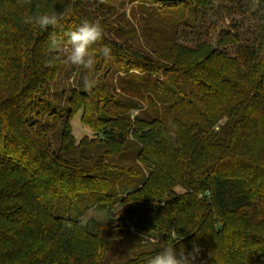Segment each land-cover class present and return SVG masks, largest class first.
<instances>
[{
  "label": "trees",
  "instance_id": "trees-1",
  "mask_svg": "<svg viewBox=\"0 0 264 264\" xmlns=\"http://www.w3.org/2000/svg\"><path fill=\"white\" fill-rule=\"evenodd\" d=\"M116 1L73 0L58 27L41 30L24 18L37 5L40 12L62 11L67 0H0V264H105V238L129 227L157 242L120 264H146L168 243L177 253L198 244L195 264H264V38L256 46L236 45L229 55L225 48L236 36L225 32L217 49L197 46L192 56L174 42L176 24L139 0L142 20L155 24L141 28L144 45L123 48L104 35L111 58L97 54L99 44L92 46L93 89L70 95L64 112L42 99L63 61L49 53V36L75 30L85 19L100 20L107 31L113 12L106 5ZM130 69L175 79L180 74L188 90L169 89L164 79L157 85L179 97L168 100L158 88L152 96L133 75L136 80L120 81L121 95L109 94L107 75ZM139 100L146 105L137 108ZM79 107L81 122L96 138L75 145L69 120ZM134 110L140 113L132 118ZM42 117L51 127L62 120L55 147ZM130 136L143 143L126 154L129 149L120 148ZM89 145L103 150L87 161L81 155ZM178 185L180 193L173 189ZM117 187L132 192L122 196ZM87 191L106 195L99 210L120 205L123 219L107 224L91 218L81 228L84 212L75 204ZM78 236L82 245L70 247Z\"/></svg>",
  "mask_w": 264,
  "mask_h": 264
},
{
  "label": "rangeland",
  "instance_id": "rangeland-1",
  "mask_svg": "<svg viewBox=\"0 0 264 264\" xmlns=\"http://www.w3.org/2000/svg\"><path fill=\"white\" fill-rule=\"evenodd\" d=\"M122 1L124 3H122ZM180 1H183L184 3ZM139 3V0H117L114 4L106 5L113 12V15L108 18L107 31L104 32L106 38L115 41V43L120 44L123 48H126V45L130 46V44L144 45V39H142L141 36V28L155 24H152V22H149L148 24L144 23L146 20H142V10L139 8ZM144 3H152V6L157 7L158 10L161 11L159 17H161L165 23L169 22L170 24H176L174 42L176 45L181 46V48H185L186 52L189 50V55H192L191 51L196 50L197 46L203 48L208 47L209 49L212 48L214 50L217 49L218 38L221 33L225 32H229L232 36H236L235 42L229 44L225 48V51L229 55L234 54L236 45L251 44L256 46L259 43V40L264 38V0H198V2L192 0H173V2H169L170 4L166 2V6L160 4V2H157L158 5H155V2L149 0ZM164 28L167 29V26H164ZM132 31H134L135 36H137L138 39L133 37V34L131 33ZM64 46L70 48L68 43ZM93 51L94 50L91 48L90 52L93 53ZM60 55L63 57L61 69L59 73L55 75L52 83L44 89L45 94H43L42 99L57 106L60 112H64L65 108L68 106L67 100L70 95L85 88V79H92V70L77 68L67 62L64 53H60ZM260 57L264 59V49L260 51ZM133 75L138 77V81L143 80V82L146 83L149 88L147 94H150L151 92L152 96H154L153 91L158 88L161 92L166 93L163 95L168 100H174L179 97H172V94H167L169 92L163 90L162 86L157 85L158 82H162L164 79L165 83L168 82L167 85L169 89H173L177 85L176 87L180 88L181 86L182 89H186V91L188 90V85H186V83L185 86L183 85L184 77L180 76V74L178 75V78L175 79L173 74L165 76L161 74V71L154 73L148 71L141 72L138 69H130L126 73L115 70L111 76L109 74L107 75L105 84L109 86L108 93L111 95H121L120 81L136 80ZM169 76L170 80H168ZM176 80L177 82L173 84V81ZM3 89L4 87L0 88V92H2ZM129 90L130 89L127 88V91ZM178 91L179 90H177V93ZM137 102V108L146 105L145 101L139 100ZM81 113L82 109L79 107L69 120L71 135L75 145L83 140L90 141L96 138L92 131L81 122ZM139 113L140 110H134L132 112V118L139 115ZM61 122L62 120L56 122L55 126L51 127L50 118H41V123L48 124L45 133L46 137H49L51 140L53 147L57 146L60 140L62 131ZM224 122L225 118L219 120L214 126V130L217 131L219 126L224 124ZM184 128L185 127H183V129ZM185 129L188 128L186 127ZM164 132L167 136L174 139L175 136L172 133L168 131ZM140 142L141 141L133 139L130 136L128 143L124 144L120 150L125 151L128 148L129 151L126 152V154L136 152L142 147L143 142ZM82 149L84 151H82L81 156L87 161L94 159L92 156L95 155L94 157H96V153L103 150L102 148H96L93 145H89ZM138 167L139 169L140 167L142 169L144 168L142 164ZM138 167H134V170L137 172ZM142 174L147 176V169H143ZM120 179L122 180L123 178ZM117 189L118 193L120 192V195L122 196L132 192L129 189L122 190L118 187ZM173 189L177 193L183 191V188L179 185L173 187ZM82 193L81 198L77 200V204L75 205L80 206V209L84 212V217H87L88 221L93 218L97 223L108 224L115 220L123 219L121 214L117 216L121 209L120 205H116L109 210H99L98 207L100 206V203L102 204L106 199L105 194L97 196L95 193L89 191ZM200 197L201 195H198V198ZM95 203H98V205ZM121 231H124V233H121L119 236H117L119 232L118 230L105 238V241L109 238V244L107 246L108 251L106 252L105 257H103V262L105 264L123 263L128 259L134 258L139 253L149 250V248L157 242V239L153 238V236L149 237L151 236L150 234L149 236L147 235V239H143L145 235L137 233L132 227L127 229L122 228ZM81 241L82 237L78 236V238L71 243L72 246L70 245V247L79 249V246L82 245Z\"/></svg>",
  "mask_w": 264,
  "mask_h": 264
},
{
  "label": "clouds",
  "instance_id": "clouds-1",
  "mask_svg": "<svg viewBox=\"0 0 264 264\" xmlns=\"http://www.w3.org/2000/svg\"><path fill=\"white\" fill-rule=\"evenodd\" d=\"M73 0H67L66 5L62 11H56L53 9L50 12H40V6L37 5L36 12L32 15L24 18V23L32 25L41 30H46L49 26L56 28L60 25V22L65 19L72 12ZM25 4H31V0H23ZM64 36H67V43L69 47L64 46ZM104 39V29L100 20H88L82 21L80 26L75 30L64 33L63 35H57L53 32L49 36V53L53 56H58L60 53L66 55V60L71 65L77 68H83L87 70L94 69L96 64L95 56L90 52L93 45L99 44L97 54L108 59L111 58V48L107 44L101 43ZM98 82L97 78L85 79L84 87L87 91H91ZM67 227H72L71 221H65ZM88 225V218L81 217L79 226L81 228ZM147 235L143 239H147ZM200 253V247L197 244H193V249L190 252H185L183 249L177 253L174 244L168 243L156 252L155 255L146 259V264H195L197 257Z\"/></svg>",
  "mask_w": 264,
  "mask_h": 264
}]
</instances>
